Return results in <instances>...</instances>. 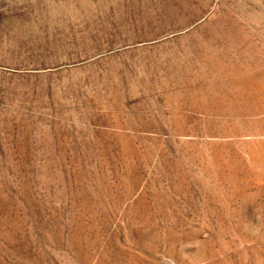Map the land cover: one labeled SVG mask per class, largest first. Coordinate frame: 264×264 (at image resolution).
I'll use <instances>...</instances> for the list:
<instances>
[{
    "label": "rangeland",
    "instance_id": "obj_1",
    "mask_svg": "<svg viewBox=\"0 0 264 264\" xmlns=\"http://www.w3.org/2000/svg\"><path fill=\"white\" fill-rule=\"evenodd\" d=\"M263 143L264 0H0V264H264Z\"/></svg>",
    "mask_w": 264,
    "mask_h": 264
},
{
    "label": "bare ground",
    "instance_id": "obj_2",
    "mask_svg": "<svg viewBox=\"0 0 264 264\" xmlns=\"http://www.w3.org/2000/svg\"><path fill=\"white\" fill-rule=\"evenodd\" d=\"M261 142V141H260ZM261 144V143H260ZM263 145H264V143H263ZM254 155V154H253ZM254 157V156H253ZM256 159V158H255ZM255 162V161H254Z\"/></svg>",
    "mask_w": 264,
    "mask_h": 264
}]
</instances>
